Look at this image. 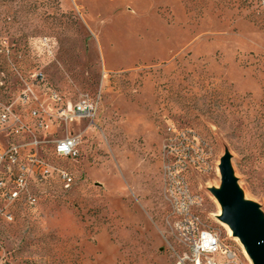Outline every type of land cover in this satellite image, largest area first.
Segmentation results:
<instances>
[{
  "label": "rangeland",
  "instance_id": "rangeland-1",
  "mask_svg": "<svg viewBox=\"0 0 264 264\" xmlns=\"http://www.w3.org/2000/svg\"><path fill=\"white\" fill-rule=\"evenodd\" d=\"M27 86L39 109L54 112L51 90L96 108L66 123L41 112L39 154L73 182L31 180L0 225V264H194L184 195L235 253L223 264H252L215 191L228 155L264 220V0H0V104L30 121ZM65 134L74 157L52 150Z\"/></svg>",
  "mask_w": 264,
  "mask_h": 264
},
{
  "label": "built area",
  "instance_id": "built-area-1",
  "mask_svg": "<svg viewBox=\"0 0 264 264\" xmlns=\"http://www.w3.org/2000/svg\"><path fill=\"white\" fill-rule=\"evenodd\" d=\"M38 76L37 72L33 75L35 79ZM47 94L54 112L42 104L40 109L32 105L36 96L29 86L19 92L17 101L28 110L32 124L15 111L13 103L0 104V137H3L0 138V225L13 221V205L25 194L31 180L38 182L57 177L64 189L72 185L73 177L65 167L39 154L42 140L37 137L36 130L48 126L43 112L49 118L53 116L55 120L66 123L92 118L96 107L85 98L63 105L57 92L51 90ZM77 144L76 135L65 134L53 140L52 150L62 158L74 157ZM196 200L184 195L176 201V208L182 214L178 229L189 249L187 257L194 264H223V260L233 258L235 253L223 246L217 234L203 227L191 212L190 207Z\"/></svg>",
  "mask_w": 264,
  "mask_h": 264
},
{
  "label": "water",
  "instance_id": "water-1",
  "mask_svg": "<svg viewBox=\"0 0 264 264\" xmlns=\"http://www.w3.org/2000/svg\"><path fill=\"white\" fill-rule=\"evenodd\" d=\"M219 169L222 185L215 191L221 206L219 219L239 238L252 263L264 264V220L260 218L257 205L243 199L228 155L221 158Z\"/></svg>",
  "mask_w": 264,
  "mask_h": 264
},
{
  "label": "bare ground",
  "instance_id": "bare-ground-1",
  "mask_svg": "<svg viewBox=\"0 0 264 264\" xmlns=\"http://www.w3.org/2000/svg\"><path fill=\"white\" fill-rule=\"evenodd\" d=\"M220 214H221V208H219V212H218V215H220ZM221 224H223V226L226 228V230L228 231V234H229V235H232V236L234 237V239H235L236 241H238V243H239L240 246L242 247V251L244 252L245 255H247V252H246V250H245L244 245L241 243V241L239 240V238L233 234V231H232V229L229 227V225H228L227 223H225V222H222ZM250 261H251V263H252V260H250ZM252 264H253V263H252Z\"/></svg>",
  "mask_w": 264,
  "mask_h": 264
}]
</instances>
